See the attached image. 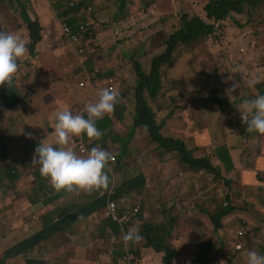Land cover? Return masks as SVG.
Segmentation results:
<instances>
[{"label": "crops", "instance_id": "obj_1", "mask_svg": "<svg viewBox=\"0 0 264 264\" xmlns=\"http://www.w3.org/2000/svg\"><path fill=\"white\" fill-rule=\"evenodd\" d=\"M73 1L0 0V31L13 32L22 36L26 48L29 40L27 21L38 20L42 27L41 40L35 47V58H30L26 49L25 54L17 60V71L11 80V88L21 94L23 99L15 107L4 110L5 112L0 104L2 112H0V122L6 127H10H1L0 137H2V141L9 144L11 153L8 160L1 162L2 186L0 192L4 193L11 188L12 194L18 199L15 201V205H18L20 209L27 210L23 213L29 215L23 223L24 225H18L15 220L6 219L5 207L9 201L0 204V230H6L4 233H0V244L3 249L12 246L40 231L43 227L45 228L52 221L64 218L78 208L95 201L113 187L120 186L127 179L131 180L142 172L145 174V185L125 197H120L118 202L130 203L134 199H140L143 210L135 225L139 233L143 223L161 221L163 218L161 211L167 209L166 215L176 218L168 244L179 256L177 264H191L192 244L197 243L198 240L215 244L212 242L211 236L207 240L204 239V227L209 228V226L206 221H203V218H194V214L198 213L197 208L190 211V204L187 209L184 208L188 197H191L192 188H187V183H178L173 186L175 179L169 180L170 172L179 176L180 172L188 175L191 172L183 170L177 160L170 164L158 160L159 149L149 141L145 128L134 125L135 107L129 100L132 95L128 88L126 92L123 91V87H125L123 69L118 68L117 70L115 61L107 63L102 51H95L93 59L86 63L84 59L78 58L72 45L63 39L62 32L60 37L57 36L55 22L67 8V4ZM82 1L87 6L83 8L82 14H87L95 0ZM63 2L65 5L60 9L59 5H62ZM99 54L101 56H98ZM92 69L94 70L90 74ZM99 72L103 75L100 76ZM92 76L96 77L95 81L91 80ZM80 80H85L86 87L77 85ZM110 82L116 85L118 102L110 113L95 120V125L101 132L100 137L88 138L83 133L73 137V139L82 140L88 149L99 147L111 153L115 160L106 169L109 176L107 187L91 190L75 187L71 190L54 189L49 180L41 176L40 166L32 163L36 145L48 142L56 146L53 128L55 114L60 110L68 109L73 114L84 115V104L94 102L97 99L98 90L106 88ZM169 90L173 97L178 96L176 88H169ZM167 107H169L167 98H164L158 103V113L164 112V108L167 109ZM180 111L175 114H172L171 111L162 113L161 117L165 119V130L183 138L187 144L188 135L184 131L188 133L192 131L189 133L190 139L192 138L196 145L202 147L214 146L213 141L218 140L221 143L219 147H222L223 150L226 147L232 159L229 161L225 157L228 161L223 169L233 186L238 185L240 190L226 187L225 193H229L233 200L236 197L241 205L232 203L235 210L221 220L224 228L226 225V230L223 228L227 234V238L222 241L224 246L225 241L229 242L232 239L228 226L232 222L233 214L237 212L236 215L250 221L246 217L247 212L252 216V212L255 210L264 208L255 202V195L262 189L264 182L258 180L255 170L245 169L242 166L240 156V153H244V144L248 141L247 146L250 148L251 137L258 133L250 132L246 137L239 131L235 118L232 122L227 123L225 128H221L220 124L225 123L221 121L220 124L214 126L204 124L192 130L191 123L184 125L182 121H178L180 114L183 116L185 110L179 113ZM219 116L226 117L225 114ZM187 117L192 121V114L188 109ZM184 119L186 118L184 117ZM186 121L188 120L186 119L184 122ZM177 132H182L184 136H180ZM2 133L5 134L1 135ZM28 133L31 135H26ZM188 146L191 147L189 144ZM66 147H71L78 155H82L71 143ZM123 154H125L123 158L126 160L122 159L126 164L118 161V157ZM251 155L256 168L264 170V151H256ZM125 166L128 168L125 169ZM12 175L13 177L10 178ZM220 189L222 187H219L218 198L222 196ZM233 190L235 194L232 193ZM165 192H171L170 196L162 198ZM0 195L6 196L1 193ZM211 197L212 207L221 205L218 204L220 199H216L213 195ZM125 198L126 200L122 201ZM200 198L201 195L194 196L192 194V206L198 203ZM238 211L244 213H238ZM186 219L189 221L188 229L185 228ZM191 219L195 222H192ZM1 224L7 226L1 227ZM120 234L114 224L103 219L102 210H98L73 225L70 230L62 231L38 245L30 257L44 260L47 264H126L121 260L123 255L119 258L125 252V246L120 245L122 244L120 243ZM5 239H8L6 243ZM125 245L129 252L136 255V264H163L160 256L152 248L145 247V240L142 236L140 240L129 241Z\"/></svg>", "mask_w": 264, "mask_h": 264}, {"label": "rangeland", "instance_id": "obj_2", "mask_svg": "<svg viewBox=\"0 0 264 264\" xmlns=\"http://www.w3.org/2000/svg\"><path fill=\"white\" fill-rule=\"evenodd\" d=\"M206 2L207 0H128L127 8H125L122 13H120L118 10V2H114L113 0H102L97 6L96 17L86 18L88 19L89 25L87 21L86 23L87 27L89 28V32L93 31L96 33L93 35V43L99 41L98 44L95 45V51H102L107 63L115 61L117 64V70L118 68L123 69L122 75L125 80V87H123V91L126 92L128 88L129 93L132 95L134 93L136 82V74L133 66L134 60L138 59L141 62L143 69L146 72H149L151 58L164 50L165 46L162 43L154 45L153 47L146 44L144 38L148 33H150L147 30L149 23L151 22L153 24V21L157 20L155 23L158 24V28L160 27V23L162 26H165L166 23V26L163 29H174L180 25V20L184 13H187L190 16L201 15L204 18L206 17L204 10V4ZM64 5L65 2H63L62 5H59L60 9ZM149 7L152 11V15L147 13ZM61 20L62 18H58L55 22V33L59 37L62 32L61 22L63 21ZM84 26L86 25L84 24ZM215 26L216 31L211 34L210 38L205 40L201 38L200 40L191 43L187 47H179L178 52L179 55L182 56L179 57L178 65L175 63L170 67H168V65H164L165 67L161 68L162 81L163 83L165 82V84H163V88H161L162 90L159 91L158 96L151 100V102L156 107H158L159 101L163 100L164 98H167L169 107L184 105V108L180 109L181 111L179 113H181L183 110L185 111L183 116L180 114V119H178V121H182L184 125H189V123H191L190 128L192 130L199 128L201 122H206L205 118L208 116H211L213 120V122H211L212 124H220L221 121L227 122L232 120V111H235L236 114L240 116L239 109H232L230 106H228L229 109H227L226 107H220L216 104H211V101L207 96L209 84H205L204 80H206V82H211L216 76H219L220 83L223 84L225 81L223 74L226 72L229 73L226 80L230 79L231 81H237L238 79L236 74L239 71H248L249 73H252L253 76L255 73H261L260 70L264 69V67L260 69L261 63L264 62V0H250L247 4H244V12L240 14H233L227 19L216 23ZM149 31H152V33L155 32L153 31V28ZM174 54L176 55V51ZM28 55L30 58L32 57V59L35 58V56L30 53ZM98 56H101V54ZM173 57L175 59L174 55ZM211 68H215L217 71L211 72ZM209 74H211L210 77ZM99 75L102 76L103 74L99 72ZM111 75H113V73H111ZM259 75V78H253L255 82L260 81L261 77L264 76V73ZM203 86L206 89L205 91ZM169 88H176L179 93L178 96L173 97L169 92ZM251 91H254V89ZM145 95H148L147 92H145ZM215 96L217 100H223L225 102L224 98H234L237 96V94H228L226 92L220 91L219 88H216ZM129 100H131V102L133 101V95L132 97H129ZM189 107L193 109L196 108L198 111V117H192V121L187 117V109L189 110ZM200 110L203 112H200ZM163 111L164 112H160V114L157 116L158 119L161 118L162 113H165V110ZM178 111L179 110L176 112ZM223 114H225V118L219 116ZM184 117L188 121L184 122L186 120ZM237 120L239 121V118H237ZM1 127L6 128V126L2 125L0 122V129ZM182 132L177 133L180 136H184ZM184 133L188 135L189 140V133L187 131H184ZM4 134L5 133H2L1 135ZM146 135L148 136V134ZM190 142L192 143V138L190 139ZM213 142L214 146L207 145L204 150L208 151L209 156L213 158V162L219 166L220 169H222V172L227 177V174L224 172L225 170L222 167L223 165L221 164L223 162L222 159L225 160V157L228 156L227 149L225 151L222 149V147H219L221 143L218 140H214ZM194 145L195 143H192V146ZM204 150L201 149L200 151L204 152ZM249 150L251 152L250 154L255 153L256 151H264V134H254L251 137V145ZM240 156L244 162L245 159L241 153ZM118 161H121L123 164H125L122 161V156L118 157ZM252 161L254 162V159H252ZM127 168L128 167L125 166V169ZM170 174L171 178H169V180L175 179L173 186L177 185L178 183H187L186 177L174 175L172 172H170ZM203 177H205V173H203L200 176V180H196L195 183L198 185L201 184L203 189L208 188L206 196L208 195L211 197L213 195L216 199H220L218 198L219 187L216 186L217 182H214L213 184V179H208L205 184H202ZM221 184L223 185L221 186ZM209 185L212 186L209 187ZM223 186L227 185L221 181L220 187H222V189H220V191L222 192V202L227 200L228 196L232 200L230 201L231 203L241 205V202H239L236 197L233 200L230 197V194L224 195L226 192V187ZM227 187L231 189L236 188L238 191L240 190L238 185L233 186V183L231 182ZM187 188H192L193 190L191 193L196 194V187L193 183H187ZM0 193L2 195H6H0V204H3L4 201H9L5 207V211L7 212L6 219L15 220L18 225H24L23 223L26 221L29 215H25V213H23L27 210L20 209L18 205H15V201H18V199L12 194V189L10 188L4 193ZM170 193L171 192L163 193L162 198H167L170 196ZM232 193L235 194L234 190ZM192 194L191 197H188L186 207H184L187 209L190 204V211H192ZM255 202L264 207V197L262 201L256 200ZM228 204L229 202L225 201V205L223 203L222 207ZM141 209L143 210V206H141ZM141 209L139 210V214H141ZM215 211H219V209ZM238 213L244 212L238 211ZM236 214L237 212L231 216V226H228V228L230 227V230L234 234V237H232V243L236 242L235 236H237L239 233V231H237L239 230L238 227L240 225H245L249 230H251L248 232V234H250V240L253 244V246L250 248L256 247L258 249H255V251L264 254V208L252 212V216L254 217H252L251 214L247 212L249 215L246 214V217L250 221H246L242 216ZM116 215L118 216L117 213ZM105 217L107 218L106 215ZM191 220L192 222H195V220ZM204 221H206L209 226V228L204 227V239L207 240L211 236L212 242H215L216 239H218V236L215 234L216 231L211 219L207 218L204 219ZM192 224L194 225V223ZM2 225L3 224H1V227L7 226ZM188 227L189 221L186 219L185 228L188 229ZM224 229L226 230V225ZM5 231H2L1 229L0 233H4ZM122 237L123 236L120 235V243L125 244ZM225 238H227L226 231L223 233V239ZM258 239H260V241H258ZM7 240L8 239H5L4 242L6 243ZM197 242L205 243L204 240H198ZM122 244L120 245L124 246ZM194 244L191 246L192 251H194L195 248ZM211 246L215 245L211 243ZM3 250L4 249L0 244V255ZM215 252L216 251L214 250L212 253L214 264H221V256H223L225 260L227 259V263L232 260L228 258V252L221 253L217 251L216 255H214ZM247 252L248 251L246 250L240 252L239 256L242 262L237 264H247ZM23 260L24 259L8 260L6 264H23Z\"/></svg>", "mask_w": 264, "mask_h": 264}, {"label": "trees", "instance_id": "obj_3", "mask_svg": "<svg viewBox=\"0 0 264 264\" xmlns=\"http://www.w3.org/2000/svg\"><path fill=\"white\" fill-rule=\"evenodd\" d=\"M101 1L102 0H95V3L99 4ZM113 1L118 2V10L120 13H122V11L128 6V0ZM249 1L250 0H207V2L204 4L206 17L203 18L201 15L190 16L189 14L184 13L181 17L180 25L174 29H163L166 26V23L165 26H162L160 23V27L158 28V24L155 23L157 20H154L153 24L150 22L147 28L148 32L150 33L145 36V42L152 47L154 45L162 43L163 45H165L164 50L151 58V66L149 72H146L143 69L141 62L138 59H135L133 63L136 74L135 89L133 93L136 109V118L134 124L135 126L145 128L146 133L148 134L149 141L151 143H154L157 149H159L157 153L158 160L165 162L168 157H170L173 153H176L174 154V156L178 157L177 160L185 164L189 171L195 173V176H201L203 173L208 174L209 176H212L214 182H217L219 184L218 185L216 183V186L218 187H220L221 181L227 186L231 182L224 175L222 169H220L219 166L214 165L212 159L209 156H206L204 154H199V156L194 155L193 149L188 148L184 139L175 136L170 131L168 132L167 130H165V123H163V121H157L155 117L154 106L150 104L149 101L155 99L162 88L161 68H164V65H168V67H170L175 63H177L178 65L179 57L182 56L179 55V47H187L191 43L198 41L201 38H203L204 40L210 38L211 34L216 31V23L227 19L233 14H240L244 12V4H247ZM86 7L87 6H85V3L82 0L72 4L68 3L67 8L64 9V12L61 13L59 17H61L62 20L71 25L73 32L77 33L79 32L78 22H82L86 26L87 23L89 25L88 19H86V17L82 15L83 8ZM151 12L152 11L149 7L147 13L152 15ZM27 28L29 31L27 49L30 54L35 55L36 44L41 40L42 37V27L38 20L30 19L27 21ZM152 28L153 31H155L154 33H152V31H149ZM175 51L176 55L174 54ZM173 55L175 56V59ZM263 67L264 62L261 63L260 69ZM213 71L215 72L217 70L215 68H211V72ZM260 71L261 73H264V69ZM261 73H255V75L252 76V73H249L248 71H244V74L239 71L236 74V77L238 79L237 81H231L230 79L226 80L228 76L226 75V73H224L223 77L225 78V81L223 84L220 83L219 76H216L211 82H206V80H204L205 84H209V87L207 85V96L211 101L210 103L217 104L220 107H226L227 109H229L228 106H230L232 107V109L240 110L239 106L242 100L252 98L258 94L264 93V76L261 77L260 81L255 82L250 86V81H254L253 78H259V74ZM210 75L211 74H209V77ZM234 83L237 86L232 90L231 93H235L237 94V96H235L234 98L226 97L224 98L225 102L223 100H217L215 96L216 88H219V90L222 92H226V89H228ZM203 89L204 91L206 90L204 86ZM252 89H254V91H251ZM145 92H147V96L145 95ZM0 98L5 109H10L16 106L21 100V97L8 86V83H0ZM182 108H184V105L169 107L172 114ZM189 110L192 114V117H198V111L196 108H190ZM201 111L202 110H200V112ZM231 113V119H236L239 131L245 134V136L247 137L250 132L245 130L246 125L241 121L240 116L237 115L235 111H232ZM237 118H239V121L237 120ZM232 120L220 124L221 128H225L226 124L232 122ZM0 140H2V137H0ZM3 143L0 141V155L3 158L7 159L11 154L10 153L7 155V153L5 152L6 146L9 149V144L4 141ZM248 143L249 142L247 141L243 146L244 153L242 154V156L244 157L245 161L243 162L241 159L242 166L245 169L255 170L258 180L264 182V170L257 169L254 165V162L252 161V159L254 158L250 154L249 147L247 146ZM224 150L226 151V147ZM124 155L125 154L122 155V158ZM227 158L228 160L230 159L229 153ZM171 161L173 162V160ZM222 161L225 163L224 159H222ZM12 177L13 175L10 178ZM1 179L2 173L0 171V182ZM144 185L145 174L141 172L131 180L124 181L122 185L114 189L113 193L108 194V192H106L105 195L97 198L95 201L78 208L77 210L71 212L66 217L61 218L58 221H52L48 226L34 233L32 236L25 238L12 247L6 249L5 251H3L2 256H0V264H6L8 260L16 259L21 255L29 254L35 247L48 240L57 232L68 231L73 227V225H76L84 218L89 217L95 211L102 210L108 201L116 200L120 197H125L127 196V194L135 192L137 188L143 187ZM222 185L223 184H221V186ZM224 195H229V193H225ZM263 197L264 186H262V189L255 195V199L262 201ZM203 198L204 200L206 199L204 207L201 204L195 203V205L192 206V209L197 208L198 213L196 214V216L200 217V219H211L216 231L215 233L220 239L223 229L221 219L222 217L233 213V210H235V206L229 207V205H227V207L225 208V206L222 207L224 202L220 201L218 204L221 205H218V207H212V197L204 195ZM226 201H231V199L227 196ZM246 204H248V202H246ZM217 209H219V211H215ZM161 212L164 215L168 213L165 210H162ZM134 223L135 219H133V221H131L128 226H134ZM173 223L174 220L172 218H169V220L166 222H146L143 224V226H141L142 229L139 233L140 236H142L145 240V247L152 248V250L160 256L163 264L178 263L177 259L179 256L176 255L177 252L168 244V239L172 235V229L175 227L173 226ZM243 240L247 243L246 247L248 250L258 249L256 247L250 248L253 246L252 241L250 240V234L245 233ZM258 241H260V239H258ZM196 249L198 252L192 254L191 264H211V255L213 253L211 245L206 243H198L196 244ZM259 253L262 254L261 252ZM121 255H123V253ZM239 255L240 254L238 252L233 253V259L228 264H235L237 262L236 257H239ZM25 264L47 263L41 259L27 257L25 259Z\"/></svg>", "mask_w": 264, "mask_h": 264}, {"label": "clouds", "instance_id": "obj_4", "mask_svg": "<svg viewBox=\"0 0 264 264\" xmlns=\"http://www.w3.org/2000/svg\"><path fill=\"white\" fill-rule=\"evenodd\" d=\"M76 2H78V0H74L72 3H76ZM97 6H98V3H95V1H94L93 6L91 5L89 8L90 11L87 14L85 13L82 15L85 16L86 18L96 17ZM59 18L61 19V17H59ZM61 21H63V22H61L62 23L61 25H62L63 39L67 40V42H69L72 45V47L75 51V54L78 55V58L80 60L84 59V61H86V63L89 62L90 60H92L93 59V53L95 51V45L98 44V42L93 43V35L96 33H94L93 31L89 32V28L87 26H84V24L82 22H78L79 23V32L75 33V32H73L71 25H69L64 20H61ZM64 24L68 26L69 34H67L65 32ZM74 37H77L78 41H76L74 39ZM26 49L27 48L25 47V41L22 38V36H20L16 33H13V32L0 31V83H8V86L11 88V86H10L12 83L11 80H12L14 74L16 73L17 67H18L17 60L25 54ZM27 51H28V49H27ZM28 53H29V51H28ZM93 70L94 69H92L90 71L91 74H92ZM95 70H97V69H95ZM241 73L244 74V71H241ZM228 74L229 73L226 72L227 76H228ZM92 79L95 81L96 77L92 76L91 80ZM254 83H255V81H250V86L253 85ZM163 84H165V82L163 83V81H162V88H163ZM77 85L79 87H86V82H85V80H80L77 82ZM110 85L113 86V89H109ZM236 86L237 85L235 83L232 84L228 89H226V92L228 94H231L232 90L234 88H236ZM14 92L17 95H19L21 97V99H23V96L21 94L17 93L16 91H14ZM133 96H134V94H133ZM117 98H118V92H117L116 85H114L112 82H110L106 88H102V89L98 90L97 99L94 102L84 104V107H83L84 115L73 114L68 109L60 110L55 114V118H54L55 122H54L53 128H54L55 145L56 146H53L52 143H48V142H42V143L37 144L35 149H34V156H33V160H32V163L38 164L40 166L39 172H40L41 176L46 177L54 189H56V190H61V189L71 190L75 187V188H81V189H85V190H91V189H95V188L107 187V185L109 183V176H108L106 169L108 168V165L110 163L114 162V160H115L112 157L111 153H109L108 151H106L102 148H99V147H92L91 149H88V147L86 146V144L82 140H76V139H73V137L80 136V134L83 133L88 138H99L101 135V132L96 127L95 120L98 118H101L106 113H110L113 110L114 105L118 102ZM149 103L154 106V104L151 101H149ZM0 104L2 105L3 111L9 110V109H5L3 107V103H2L1 98H0ZM132 104H134V107H135L134 97H133ZM239 107H240L239 112H240L241 121L246 125L245 130L249 131V132L254 131L258 134H264V93L258 94L252 98L242 100ZM157 109H158V107L154 106L155 117H156V114H157V116L159 115ZM156 110H157V113H156ZM164 110H165V112L170 111L169 107H167V109L164 108ZM135 113H136V109H135ZM135 118H136V115H135ZM161 118H160L161 120H159L156 117V119H158L157 120L158 122L163 121V123H165V119L163 117H161ZM205 120H206V122H201L200 125H204V124H208L211 126L215 125V124L211 123V122H213L211 116L206 117ZM134 122H135V120H134ZM137 127H140V126H137ZM142 128H144V127H142ZM171 133L174 134L173 132H171ZM26 135H31V134L28 133ZM0 141L3 143L2 140H0ZM70 143L72 145H74L76 147V149L82 155H78L76 152H74L72 150L71 147H66V145H68ZM192 143H194V142L192 141ZM192 143L190 142V139H189L188 144L191 146V147H189L187 142H186L188 148L193 149L194 155L199 156V154H204L206 156H209L208 151L204 150V148H206V147L198 146L196 144L194 146H192ZM201 149H203L204 152H201L200 151ZM5 152L7 153V155L10 154V151L7 148V146H6ZM209 157L213 161V158L211 156H209ZM177 158L178 157H175L174 153H173V156L168 157V159H166L165 162H169V164H170L172 162L171 160H173V162H174L177 160ZM6 160H8V158L7 159L3 158L0 155V171H1V173H2L1 162L6 161ZM124 160H126V159H124ZM124 160L122 159V161L126 164V162ZM231 160L232 159L230 156L229 161H231ZM177 161H178L179 165L184 168V170L186 169V171L191 172L187 169L185 164H183L179 160H177ZM224 161H225V163L222 162V165H223L222 167H226L228 160L225 159ZM214 165H216V164L214 163ZM180 176L186 177L187 183L190 182L191 184L193 183L195 185L196 194L193 193V195L194 196L201 195V198H200V201L198 202V204H201L203 206V203L205 202L203 197H204V195L207 194L208 188L203 189L201 184L198 185L197 183H195L196 180H200V176H195V173H192V172L190 173V175L185 174L184 172H180ZM190 176H192V177H190ZM192 178H193V181H192ZM209 178L212 179V176L205 174V177L202 178L203 179L202 184H205ZM127 180H129V179H127ZM213 184H214V181H213ZM1 186H2V179L0 182V189H1ZM114 189H115V187H113L108 192V194L113 193ZM174 198H177V197L174 196ZM119 199L111 200V201H108L106 203L105 207L102 209L103 219L116 226L117 231L120 232L121 233L120 235L123 236L122 239L125 242V244H127V242H129V241H132V242L138 241L141 239V236L139 234L138 228L135 225L137 223L136 222L137 219L142 214V211H141V214H139L140 213L139 210L141 209V205H142L140 202V199L139 198L134 199L130 203H125V202L119 203L118 202ZM125 200H126V198L122 199V201H125ZM220 200L222 201V198H220ZM225 201H224V205H225ZM226 202H229V204H228L229 207L234 206L230 201H226ZM110 203H115L116 213L118 214V216L122 214V210H124V209H128L130 211V219L126 224L121 225V223H119L118 221H112L111 219L105 217L107 207ZM225 207H227V205ZM134 209H137V211L135 212ZM163 210L167 211V209H163ZM161 215L163 216V218L161 220L162 222H166L169 220V218H172L174 220L173 226H175V222H176L175 217H172L170 215L167 216V215H164L162 213H161ZM224 217H226V216H224ZM194 218H200V217H197L196 214H194ZM133 219H135L134 226L129 227L128 224L131 221H133ZM56 221H58V220H56ZM203 221H204V219H203ZM244 222H246V221H244ZM143 224L141 226H143ZM223 228H224V226H223ZM238 228H239V230H237V231H239V233L237 234V231H236L237 236H235L236 242L232 243V239H231L229 242L225 241L224 246L222 245V241H224V239H223L224 230L222 229L223 233H222L220 239L219 238L216 239L215 244H214L215 246H211L213 251L214 250L216 251L214 253V255H216L217 251H219L221 253L228 252L229 253L228 258L233 259V253L238 252L240 254V252L246 250V251H248L247 252V264H264V254H260L255 250H248L246 247L247 243L243 240L245 233H248L251 230H249L247 228V226H245V225H240ZM58 233H60V232H57L55 235H58ZM231 234H232V237H234V234L232 233V231H231ZM32 235H30V236H32ZM52 237H50L49 239H51ZM24 239H22V240H24ZM22 240H20V241H22ZM20 241H18V242H20ZM17 243H15V244H17ZM198 243L199 242H197V244ZM205 243L211 245V243H208V242H205ZM15 244H13V245H15ZM125 244H123V245L125 246L126 251L123 252V256L120 255L119 258L122 256L121 260L123 262H125L126 264H136V261H137L136 255L129 252L127 250L128 247ZM12 246H10V247H12ZM10 247H7L6 249H8ZM194 247L195 248H194V251L192 252V254H194L195 252H198L196 249V244H194ZM6 249H4L3 251H5ZM3 251L1 252L0 256H2ZM32 252L33 251H31L27 255H21L20 257H18L16 259H24L23 264H25V259L27 257H30ZM31 258H33V257H31ZM119 258H118V260H119ZM236 259H237V262L235 264L242 262L240 256L236 257ZM11 260H15V259H11ZM225 263L228 264L227 259L225 260V258H223V256H221V264H225ZM211 264H214L212 255H211Z\"/></svg>", "mask_w": 264, "mask_h": 264}, {"label": "built area", "instance_id": "obj_5", "mask_svg": "<svg viewBox=\"0 0 264 264\" xmlns=\"http://www.w3.org/2000/svg\"><path fill=\"white\" fill-rule=\"evenodd\" d=\"M64 29H65V32L69 34V28L65 24H64ZM74 39L78 41L77 37H74ZM109 89H113V86L110 85ZM134 211L136 212L137 209H134ZM105 215L107 216V218L111 219L112 221H118L121 224H126L130 219V211L128 209L122 210V214L120 216L116 215L115 203H110L108 205Z\"/></svg>", "mask_w": 264, "mask_h": 264}]
</instances>
